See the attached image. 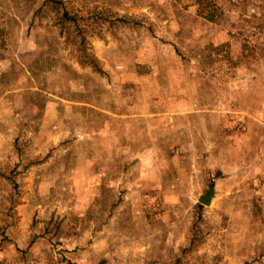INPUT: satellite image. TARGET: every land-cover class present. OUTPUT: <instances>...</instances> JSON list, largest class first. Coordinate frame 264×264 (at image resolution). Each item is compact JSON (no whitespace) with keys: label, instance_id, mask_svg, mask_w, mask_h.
I'll list each match as a JSON object with an SVG mask.
<instances>
[{"label":"rangeland","instance_id":"rangeland-1","mask_svg":"<svg viewBox=\"0 0 264 264\" xmlns=\"http://www.w3.org/2000/svg\"><path fill=\"white\" fill-rule=\"evenodd\" d=\"M62 1L0 0V264H264L262 11Z\"/></svg>","mask_w":264,"mask_h":264},{"label":"trees","instance_id":"trees-1","mask_svg":"<svg viewBox=\"0 0 264 264\" xmlns=\"http://www.w3.org/2000/svg\"><path fill=\"white\" fill-rule=\"evenodd\" d=\"M48 2H50L52 4V7H58V6H62L63 1L62 0H47ZM239 2L240 5H242L245 9L248 8L249 5L254 4L256 7L259 8V10H261L262 12L260 13V17H255L256 20H264V0H234ZM199 6L201 7V10L204 12H207V10H209L211 7L212 9H215L217 7H215V3L213 2V0H198ZM59 8V7H58ZM218 9V8H217ZM213 14V13H211ZM243 17V15H242ZM207 19H209L210 21H213L215 19V17H206ZM62 20H65L66 22H70V23H75L76 18H74L71 13L67 10L63 11V17ZM83 63H87V65L91 66L94 70H96L97 72H101L98 64L96 63V61L92 58H88L85 59V61H83Z\"/></svg>","mask_w":264,"mask_h":264},{"label":"crops","instance_id":"crops-1","mask_svg":"<svg viewBox=\"0 0 264 264\" xmlns=\"http://www.w3.org/2000/svg\"><path fill=\"white\" fill-rule=\"evenodd\" d=\"M219 147L222 150H225V148H226L223 145H219ZM205 152H208V150L203 149L202 150V153L204 154ZM216 155H218V154L212 153V151H210V153H208V161L211 162V158L210 157H213L214 158ZM224 155H226V154H223L222 157H219L221 165H223V166H229V167L232 166L234 163L232 162L231 155L230 156H224Z\"/></svg>","mask_w":264,"mask_h":264},{"label":"water","instance_id":"water-1","mask_svg":"<svg viewBox=\"0 0 264 264\" xmlns=\"http://www.w3.org/2000/svg\"><path fill=\"white\" fill-rule=\"evenodd\" d=\"M214 188H210L206 195L202 196L199 200L200 204L203 206H210L213 200Z\"/></svg>","mask_w":264,"mask_h":264},{"label":"bare ground","instance_id":"bare-ground-1","mask_svg":"<svg viewBox=\"0 0 264 264\" xmlns=\"http://www.w3.org/2000/svg\"><path fill=\"white\" fill-rule=\"evenodd\" d=\"M212 204V203H211Z\"/></svg>","mask_w":264,"mask_h":264}]
</instances>
